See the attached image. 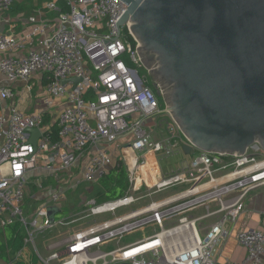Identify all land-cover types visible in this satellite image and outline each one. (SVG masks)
<instances>
[{"label":"built area","instance_id":"2783aa9c","mask_svg":"<svg viewBox=\"0 0 264 264\" xmlns=\"http://www.w3.org/2000/svg\"><path fill=\"white\" fill-rule=\"evenodd\" d=\"M14 1L0 0V15ZM127 9L121 0H51L44 10L55 13L57 23L31 17L24 33L0 31L1 97L13 99L11 86L19 82H26L30 91L36 85L32 81L44 84V112L15 107L0 112V226L23 225L29 243L56 223L66 226L113 214L53 245L46 264H219L216 256L233 235L246 257L232 264H264V228L238 229L250 195L264 187V148L254 143L238 156L194 149L176 171L161 173L159 162L186 155L184 147L191 143L140 72L143 63L131 21L116 24ZM51 111L58 114L47 126ZM35 129L41 136L33 145L30 131ZM126 137L131 141L117 157L110 147ZM150 160L156 164V181L150 185L153 177L142 176L138 188ZM123 162L129 177L123 198L92 200L83 205L80 214L89 211L84 217L74 213L51 222L49 209L58 208L64 198L67 175L79 172L83 181L99 182ZM38 171L55 187L27 216L26 193ZM144 189L173 192L116 216L120 208L138 203ZM148 227L155 228L153 234L122 245L126 236Z\"/></svg>","mask_w":264,"mask_h":264},{"label":"water","instance_id":"95a60500","mask_svg":"<svg viewBox=\"0 0 264 264\" xmlns=\"http://www.w3.org/2000/svg\"><path fill=\"white\" fill-rule=\"evenodd\" d=\"M121 1L128 9L116 24L131 21L142 62L140 45L169 78L164 100L191 143L186 155L264 148V0ZM30 132L36 145L41 131ZM59 213L49 209L51 222Z\"/></svg>","mask_w":264,"mask_h":264},{"label":"crops","instance_id":"0c3cea01","mask_svg":"<svg viewBox=\"0 0 264 264\" xmlns=\"http://www.w3.org/2000/svg\"><path fill=\"white\" fill-rule=\"evenodd\" d=\"M49 1L51 0H15L13 8L10 11L0 15V31L4 33H24L29 28V18L31 17H36L38 19H47L52 23H57L56 14L44 10L46 3ZM39 41H41V37L37 39V42ZM16 84L12 87L14 92V98L12 100H4L0 95V112L6 111V113H8L7 110L12 106H16L18 109L27 113L44 112L42 103L39 104L37 101V96L33 94L34 88L32 91H30L26 82H19ZM39 84L40 87L38 89H40V95H42L44 84ZM51 114L52 117H49L47 126H50L51 123L55 121V117H57L58 111H51ZM117 153L118 152H116V154ZM129 159L131 158L129 157ZM79 177L81 178L79 172H73L65 177L66 180L63 190H65L66 192L64 191V194H67V192H71L75 188L76 180ZM40 183H43V188L39 187ZM54 187V181L50 178H47L42 171H38L33 174L29 181V186L26 193L25 212L27 216L32 215L38 209H35L34 207L36 203H41V206L43 205L44 200L49 196ZM64 212L65 211L60 210V213ZM58 215L59 214L55 216V220L52 223H55V221H59V219H57ZM70 215L75 214L72 213ZM70 215H67V217H69ZM55 227L65 226L56 223L53 228ZM23 228L25 230V239L20 249L16 250V248H18L20 244L18 241L14 242L13 238L11 243H9V250L7 249L6 253L0 254V264H46L49 257L55 252L52 251L51 248L53 245L59 242H63L72 237L74 234L85 230L81 229L74 234H69L62 237L60 236L59 238L45 243L43 241L45 239V237L43 236L44 233H39L34 236L33 241L26 243V238L28 235L26 228L24 226ZM240 228H264V187L252 193L247 200L246 210L242 214L238 222V229ZM4 230L5 229L0 226V240L4 245L8 247V241L3 234ZM245 257L246 252L238 244L235 235H233L225 243L221 251L216 256L219 264L242 263ZM52 264L57 263L53 262Z\"/></svg>","mask_w":264,"mask_h":264},{"label":"rangeland","instance_id":"374dc122","mask_svg":"<svg viewBox=\"0 0 264 264\" xmlns=\"http://www.w3.org/2000/svg\"><path fill=\"white\" fill-rule=\"evenodd\" d=\"M140 72L142 74H146L143 69H140ZM34 83H36V85L34 87L33 94H35L37 96V98H38L37 101L39 104H41L42 101H41L40 89H38L40 87V84H39L40 82L35 81V82H33V84ZM16 85H18V84H16ZM0 86H5V85L3 83H1ZM11 87H13V86H11ZM4 100H8V99H4ZM9 100H12V99H9ZM159 100H160V103L162 106H166V102H165L164 98H159ZM13 107L17 108L16 106L9 107L7 112L9 113L10 109ZM151 124L152 123H147V126L151 127ZM130 141H131V137H126V138L120 139L115 144H113V146H111L110 149L114 150L115 152H118V157L119 156L121 157L122 152H121L120 148L124 145H128ZM116 149H117V151H116ZM183 159L188 160L189 157L187 155H184V156L179 155V156L169 158L167 160H163V161L159 162L161 173L164 175V174H170L173 171H176L181 166ZM121 166H122L121 168H124L126 170V168H127L126 163L123 162V164ZM141 174L142 175L139 177V179L137 181V185H136L138 188L141 186V184L143 182L142 176L146 180H149L150 175H151L154 180H153V182L150 180L149 183H150V185L154 184V182L156 181L157 169H156V164L154 163L153 160H150L149 165L143 169ZM110 176H111V173L109 172V174L104 179L100 180L99 182H86V181H83L79 177L76 180L75 188L71 192H67V194L65 193L64 198L58 204V208L60 210L65 211L64 213L66 214V216H64V217H67V215H70L72 213H75V214L82 213L83 211H85V207H83V205L85 203L86 204L90 203L92 200L96 199L100 203L101 202L100 197L105 195V192L107 190V186L110 187L111 184H113L112 180L110 179ZM126 185H127V189H126L124 194H126L128 187H129V177L128 176H127ZM155 192H156V190L144 189L137 196V198L139 199L138 203H136L132 208H129V209L120 208L119 210L116 211V216H122L131 210L140 209L142 207H146L147 205L156 203L162 197H165V196L171 194L173 192V190L167 191L166 193H162V194L161 193L156 194ZM34 207H35V209H37V208L39 209L41 207V203H36L34 205ZM86 213H89V211L85 212L84 214H80V216H78V217H84V215ZM50 216H51V214H49V218H50ZM111 218H113V214H107V215H103V216H99V217H95V218L90 217L84 221H81V222H78L75 224H70V225L65 226V227H55L52 230L49 229V230L44 232L43 236L45 237V239L43 241H44V243L50 242L56 238H59L60 236L62 237L65 235L74 234L81 229H86L89 226H93L95 224H101L103 221L111 219ZM50 220H51V218H50ZM154 231H155L154 227H148V228L139 230L137 232H134L133 234H130V235L125 237V239L122 241V245H126V244L128 245V244H131V243L136 242L138 240H141L143 237L153 234ZM112 246L113 247H111V248L114 249L117 245H116V243H114Z\"/></svg>","mask_w":264,"mask_h":264},{"label":"trees","instance_id":"16d2710c","mask_svg":"<svg viewBox=\"0 0 264 264\" xmlns=\"http://www.w3.org/2000/svg\"><path fill=\"white\" fill-rule=\"evenodd\" d=\"M132 43L134 46H136L135 41L132 40ZM46 121L49 122V117L46 118ZM55 132L57 133V126L54 127ZM58 138L57 136L54 137V140L56 141ZM118 163L120 164L121 161L119 160ZM117 164V163H116ZM111 176L110 179L112 180L111 186H107V190L105 192V195L101 196V202L100 203H104V202H109V201H116L119 200L121 198L124 197V193L127 189V171L123 168H118V165L111 170ZM64 216H66L65 213H59V215L57 216V219L61 220L64 218ZM5 230L3 231V234L6 238V240L8 241V247L6 245H4L1 240H0V254L1 253H6V250L10 248L9 243H11L12 239L14 238V242L18 241L20 246L18 248H16V250L20 249L24 239H25V235H24V228L21 224H15L12 226H8L6 228H4ZM7 247V248H6Z\"/></svg>","mask_w":264,"mask_h":264},{"label":"flooded vegetation","instance_id":"af4514ba","mask_svg":"<svg viewBox=\"0 0 264 264\" xmlns=\"http://www.w3.org/2000/svg\"><path fill=\"white\" fill-rule=\"evenodd\" d=\"M139 52L145 57V61L142 62L143 70L148 76L151 88L155 91L159 98H164L165 94H170L171 83L169 82V78L162 71L158 59H154V52L142 47L141 45L139 46ZM151 57L153 59H151ZM146 65L150 66L152 70L147 69Z\"/></svg>","mask_w":264,"mask_h":264},{"label":"bare ground","instance_id":"6f19581e","mask_svg":"<svg viewBox=\"0 0 264 264\" xmlns=\"http://www.w3.org/2000/svg\"><path fill=\"white\" fill-rule=\"evenodd\" d=\"M130 158H131V161H132V163L134 162V157H133V154H132V156L130 155ZM143 170V169H142ZM142 170H141V172H142ZM138 179H139V177H138Z\"/></svg>","mask_w":264,"mask_h":264}]
</instances>
